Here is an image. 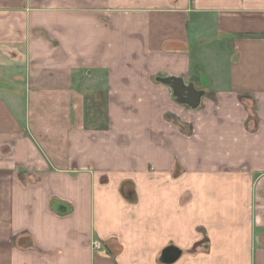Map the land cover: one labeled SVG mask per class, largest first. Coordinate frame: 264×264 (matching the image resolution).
Returning a JSON list of instances; mask_svg holds the SVG:
<instances>
[{"label":"crops","instance_id":"obj_1","mask_svg":"<svg viewBox=\"0 0 264 264\" xmlns=\"http://www.w3.org/2000/svg\"><path fill=\"white\" fill-rule=\"evenodd\" d=\"M155 86L177 109L114 105ZM89 101L106 126L83 124ZM174 246V264H264V0H0V264Z\"/></svg>","mask_w":264,"mask_h":264},{"label":"rangeland","instance_id":"obj_2","mask_svg":"<svg viewBox=\"0 0 264 264\" xmlns=\"http://www.w3.org/2000/svg\"><path fill=\"white\" fill-rule=\"evenodd\" d=\"M195 58V55H194ZM142 89H145L147 92L146 94H150L151 91L148 90L146 87H142ZM154 93L156 94L157 98L161 97V101L158 100L156 102H135V103H122V102H117L114 103L117 109L120 110H136V109H158V110H163V112L177 109V103L171 99L170 93L171 91L163 86H155V91ZM154 101V100H153ZM82 113H83V124L84 125H92V126H97V127H103L106 126L107 124V119H105L104 115L107 110L106 102L104 101H96V102H84L82 103ZM98 113V118L96 117V114ZM125 125L126 130H135L136 128L133 126H128L127 124ZM134 134L131 135V140L134 138Z\"/></svg>","mask_w":264,"mask_h":264},{"label":"water","instance_id":"obj_3","mask_svg":"<svg viewBox=\"0 0 264 264\" xmlns=\"http://www.w3.org/2000/svg\"><path fill=\"white\" fill-rule=\"evenodd\" d=\"M157 82L170 86L174 100L179 105L193 110L200 108L205 92L197 89L193 83H186L181 77H158ZM167 255L169 257H166ZM181 256V249L175 246L168 247L163 251L160 261L166 264H174Z\"/></svg>","mask_w":264,"mask_h":264},{"label":"trees","instance_id":"obj_4","mask_svg":"<svg viewBox=\"0 0 264 264\" xmlns=\"http://www.w3.org/2000/svg\"><path fill=\"white\" fill-rule=\"evenodd\" d=\"M125 184H126V183H124V185H123V190H124Z\"/></svg>","mask_w":264,"mask_h":264},{"label":"flooded vegetation","instance_id":"obj_5","mask_svg":"<svg viewBox=\"0 0 264 264\" xmlns=\"http://www.w3.org/2000/svg\"><path fill=\"white\" fill-rule=\"evenodd\" d=\"M166 257H169L168 255Z\"/></svg>","mask_w":264,"mask_h":264}]
</instances>
